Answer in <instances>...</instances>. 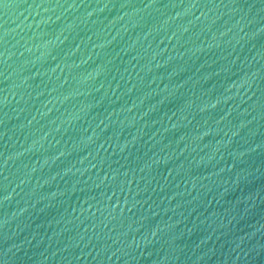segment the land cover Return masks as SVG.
Segmentation results:
<instances>
[{"label":"water","instance_id":"water-1","mask_svg":"<svg viewBox=\"0 0 264 264\" xmlns=\"http://www.w3.org/2000/svg\"><path fill=\"white\" fill-rule=\"evenodd\" d=\"M0 264H264V0H0Z\"/></svg>","mask_w":264,"mask_h":264}]
</instances>
